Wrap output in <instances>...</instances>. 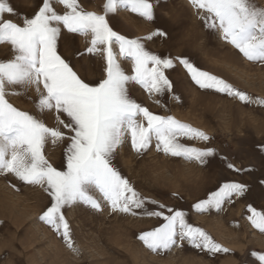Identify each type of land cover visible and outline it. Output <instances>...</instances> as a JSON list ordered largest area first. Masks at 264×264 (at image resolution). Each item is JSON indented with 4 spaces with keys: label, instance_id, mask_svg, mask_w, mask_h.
I'll list each match as a JSON object with an SVG mask.
<instances>
[{
    "label": "snow or ice",
    "instance_id": "6c2138e0",
    "mask_svg": "<svg viewBox=\"0 0 264 264\" xmlns=\"http://www.w3.org/2000/svg\"><path fill=\"white\" fill-rule=\"evenodd\" d=\"M158 2L105 0L100 14L87 10L82 0H36L23 12L16 0H0V45L9 49L0 58V178L15 181L10 186L18 192L17 184L47 197L37 220L76 255L80 249L68 213L77 209L155 221L137 232L136 240L157 258L185 247L209 257L232 251L191 223L178 203L144 195L117 166L122 152L142 158L155 151L201 167L218 157L237 175L260 172L251 165L238 167L221 154L214 136L171 114L172 107L183 103L182 85L169 75L177 68L199 90L245 107L264 110V96L202 68L190 55L152 51L149 43L171 38L167 25L157 23ZM188 6L209 39L264 67V7L254 0H188ZM122 12L155 27L144 36L127 35L119 30ZM76 37L85 38V47L65 55L61 45L70 47ZM85 58L98 65L97 79L89 80L82 71ZM137 87L166 114L139 102L132 95ZM12 98L31 103V110L18 107ZM49 144L62 147L59 163L46 155ZM255 149L264 156V144ZM255 180L264 186V174ZM251 190L244 180L227 181L190 207L198 214L223 211ZM170 199L180 202L184 197L172 192ZM246 211L251 226L264 234V210L249 203ZM251 255L264 264V254Z\"/></svg>",
    "mask_w": 264,
    "mask_h": 264
},
{
    "label": "rangeland",
    "instance_id": "374dc122",
    "mask_svg": "<svg viewBox=\"0 0 264 264\" xmlns=\"http://www.w3.org/2000/svg\"><path fill=\"white\" fill-rule=\"evenodd\" d=\"M105 0H82L89 11L102 14ZM264 7V0H254ZM36 0H16L19 11L29 10ZM157 23L163 22L171 33L167 42L156 41L148 47L160 54L171 52L190 55L206 70L219 74L254 96H264V67L249 64L238 58L234 50L219 40H211L199 21L191 14L188 0H159L156 6ZM119 30L130 36L147 35L155 25L143 22L127 12L120 13ZM85 38L76 37L61 51L70 56L75 49L83 50ZM9 55V49L0 45V58ZM89 80L99 76L98 65L85 58L80 62ZM125 66L130 70V62ZM170 78L182 85L183 103L172 107L171 114L183 122L201 128L215 137L214 144L222 155L233 159L238 167L249 165L260 169L253 175H237L228 170L217 157L206 166L187 163L178 158H167L155 151L137 158L131 152H122L116 161L144 195L169 204H177L188 212V219L209 232L213 238L232 251L209 257L185 247L175 255L157 258L137 240L136 233L155 225L153 220L111 217L107 213L92 215L77 209L68 213L76 235L80 254L66 248L53 233L37 220L47 197L39 190L21 187L18 192L10 184L15 181L0 178V264H259L252 252L264 254V234L254 229L247 220L246 206L251 203L264 210V186L256 183V176L264 174V156L256 145L264 144V110L242 106L219 95L207 94L193 86L181 69L170 71ZM132 95L150 110L166 114L148 99L138 87ZM18 107L31 110L23 98H12ZM49 123H53L49 118ZM195 146H201L195 142ZM50 161L59 163L62 147L47 146ZM244 180L252 184L245 199L225 205L223 211L212 210L198 214L190 205L221 183ZM177 192L184 200L176 202L170 194Z\"/></svg>",
    "mask_w": 264,
    "mask_h": 264
}]
</instances>
